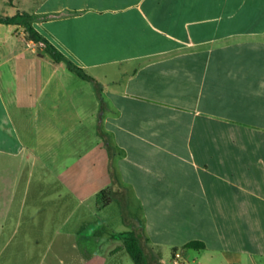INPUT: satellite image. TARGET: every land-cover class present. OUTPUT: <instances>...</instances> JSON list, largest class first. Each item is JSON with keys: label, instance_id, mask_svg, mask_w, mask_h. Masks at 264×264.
Returning a JSON list of instances; mask_svg holds the SVG:
<instances>
[{"label": "crops", "instance_id": "obj_1", "mask_svg": "<svg viewBox=\"0 0 264 264\" xmlns=\"http://www.w3.org/2000/svg\"><path fill=\"white\" fill-rule=\"evenodd\" d=\"M18 15L102 90L0 23V258L70 230L134 264L112 166L162 264H264V0H0Z\"/></svg>", "mask_w": 264, "mask_h": 264}, {"label": "trees", "instance_id": "obj_2", "mask_svg": "<svg viewBox=\"0 0 264 264\" xmlns=\"http://www.w3.org/2000/svg\"><path fill=\"white\" fill-rule=\"evenodd\" d=\"M0 23L7 24H16L19 23L23 25L26 32L29 36L37 43H42L46 46L47 50L52 53L55 59L59 62H65L69 69L76 74H78L84 80L90 81L95 86L99 94H101L102 87L92 77L87 75L83 69L75 65L73 62L69 61L65 56L59 53L53 46H51L47 40L38 33L30 23V17L24 15H18L14 18H0ZM101 136L105 141L107 149L112 156L114 152L108 142V139L105 134L101 132ZM110 174L112 179V184L99 192L97 194V202L100 208H104L111 204L112 202H118L121 207V214L123 221L127 227H130L133 230L134 238L131 240H126L124 242V249L128 252L129 256L133 260L134 264H162L159 259L154 255L151 248L148 246L147 238L145 236L142 223L129 215L128 212V201H129V192L128 189L123 187L118 179L115 169L111 166ZM191 248H202L205 245L201 242H191L188 244Z\"/></svg>", "mask_w": 264, "mask_h": 264}, {"label": "rangeland", "instance_id": "obj_3", "mask_svg": "<svg viewBox=\"0 0 264 264\" xmlns=\"http://www.w3.org/2000/svg\"><path fill=\"white\" fill-rule=\"evenodd\" d=\"M68 220L69 225L75 223L74 216H69ZM68 232V237L64 235L52 242L42 241L39 238L41 234L36 233L39 239L29 247H4L1 249L0 264H93L91 252L82 253L75 237L70 236L74 233Z\"/></svg>", "mask_w": 264, "mask_h": 264}, {"label": "built area", "instance_id": "obj_4", "mask_svg": "<svg viewBox=\"0 0 264 264\" xmlns=\"http://www.w3.org/2000/svg\"><path fill=\"white\" fill-rule=\"evenodd\" d=\"M173 264H189L184 250H178L173 257ZM196 264H200L199 262Z\"/></svg>", "mask_w": 264, "mask_h": 264}]
</instances>
